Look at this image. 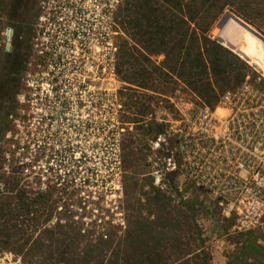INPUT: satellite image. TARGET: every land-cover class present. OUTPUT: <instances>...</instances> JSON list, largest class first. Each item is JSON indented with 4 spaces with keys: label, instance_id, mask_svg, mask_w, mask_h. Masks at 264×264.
<instances>
[{
    "label": "rangeland",
    "instance_id": "obj_1",
    "mask_svg": "<svg viewBox=\"0 0 264 264\" xmlns=\"http://www.w3.org/2000/svg\"><path fill=\"white\" fill-rule=\"evenodd\" d=\"M124 1L28 0L17 10L13 0H0V55L12 50L15 23L30 24L34 36L19 96L21 121L4 139L0 196L5 176L15 170L16 189L33 198L50 192L45 216L52 224L74 219L85 229L93 224L95 238L107 234L111 264H264V232L239 231L235 212L219 202L236 194L229 185L233 172L197 169L172 153L180 129L185 132L167 99L178 83L163 78L153 90L126 91L127 122H119L121 85L113 66ZM227 1L213 38L222 42L218 22L239 9L264 28V0ZM238 55L251 79L263 83L264 69ZM152 57L157 63L164 58ZM137 118L142 121L133 123ZM153 122L165 132L141 128ZM157 190L164 200L156 199ZM0 264L25 263L3 252Z\"/></svg>",
    "mask_w": 264,
    "mask_h": 264
},
{
    "label": "trees",
    "instance_id": "obj_2",
    "mask_svg": "<svg viewBox=\"0 0 264 264\" xmlns=\"http://www.w3.org/2000/svg\"><path fill=\"white\" fill-rule=\"evenodd\" d=\"M27 1L13 0V8L24 9ZM122 4L116 23L122 35L114 53V74L121 85L117 93L122 126L127 122L124 113L128 108L122 95L130 89L153 90L156 82L166 78L185 85L215 108L226 92L251 76L246 61L211 35L229 1L126 0ZM236 14L264 35V28L248 15L240 9ZM13 28L12 50L0 55V166L7 152L4 139L9 127L21 121L19 96L33 56L31 25L18 22ZM160 55L164 58L157 63L152 56ZM141 121L137 118L132 122ZM151 125L149 129L141 128L156 136L165 132L164 125ZM15 173L13 170L5 176L0 196V253L12 252L25 264H37L36 259H40L38 264H111L107 234L95 238L93 224L85 229L74 219L52 224V218L45 216L52 205L50 192L33 198L25 188L16 189L20 182L15 183ZM165 197L157 190V200Z\"/></svg>",
    "mask_w": 264,
    "mask_h": 264
},
{
    "label": "built area",
    "instance_id": "obj_3",
    "mask_svg": "<svg viewBox=\"0 0 264 264\" xmlns=\"http://www.w3.org/2000/svg\"><path fill=\"white\" fill-rule=\"evenodd\" d=\"M167 99L181 114L178 120L185 123L186 132L180 129L173 155L180 152L197 169L232 171L229 185L236 194L219 202L235 212L239 231L264 232V82L247 77L215 108L183 84ZM218 110L226 114L218 115Z\"/></svg>",
    "mask_w": 264,
    "mask_h": 264
},
{
    "label": "bare ground",
    "instance_id": "obj_4",
    "mask_svg": "<svg viewBox=\"0 0 264 264\" xmlns=\"http://www.w3.org/2000/svg\"><path fill=\"white\" fill-rule=\"evenodd\" d=\"M235 30L233 23H230L226 30H220L221 40L250 63L257 64L264 69V45L262 41L247 32H244L242 37L238 39Z\"/></svg>",
    "mask_w": 264,
    "mask_h": 264
},
{
    "label": "water",
    "instance_id": "obj_5",
    "mask_svg": "<svg viewBox=\"0 0 264 264\" xmlns=\"http://www.w3.org/2000/svg\"><path fill=\"white\" fill-rule=\"evenodd\" d=\"M230 23H233L235 25V29H236L235 32H236V36L238 37V39H240L242 37V32H247L251 36L262 41V43L264 45V35L261 32H259L256 28H254L253 26H251L250 24H248L247 22H245L244 20H242L241 18H239L238 16H236L233 13H229V12L226 13L221 18V20L218 22L217 26L221 30L224 31L228 28ZM232 50H234V49H232Z\"/></svg>",
    "mask_w": 264,
    "mask_h": 264
}]
</instances>
